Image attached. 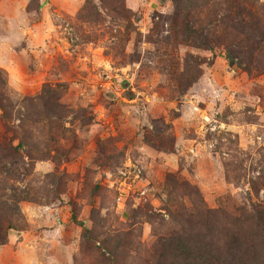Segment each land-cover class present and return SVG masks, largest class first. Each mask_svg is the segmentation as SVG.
Segmentation results:
<instances>
[{
    "label": "rangeland",
    "instance_id": "374dc122",
    "mask_svg": "<svg viewBox=\"0 0 264 264\" xmlns=\"http://www.w3.org/2000/svg\"><path fill=\"white\" fill-rule=\"evenodd\" d=\"M20 191L0 264H264V0H0Z\"/></svg>",
    "mask_w": 264,
    "mask_h": 264
},
{
    "label": "trees",
    "instance_id": "16d2710c",
    "mask_svg": "<svg viewBox=\"0 0 264 264\" xmlns=\"http://www.w3.org/2000/svg\"><path fill=\"white\" fill-rule=\"evenodd\" d=\"M21 193L13 194L10 200H0V243L6 238V231L15 227V218L20 215L17 203L19 199H24Z\"/></svg>",
    "mask_w": 264,
    "mask_h": 264
}]
</instances>
